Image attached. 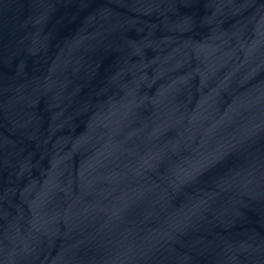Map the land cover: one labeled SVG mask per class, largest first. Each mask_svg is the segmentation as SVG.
I'll return each instance as SVG.
<instances>
[{
  "label": "water",
  "instance_id": "obj_1",
  "mask_svg": "<svg viewBox=\"0 0 264 264\" xmlns=\"http://www.w3.org/2000/svg\"><path fill=\"white\" fill-rule=\"evenodd\" d=\"M0 264H264V0H0Z\"/></svg>",
  "mask_w": 264,
  "mask_h": 264
}]
</instances>
